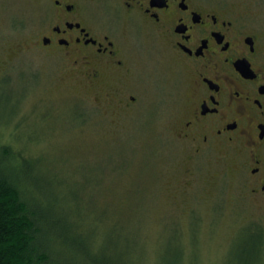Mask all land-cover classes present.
Instances as JSON below:
<instances>
[{
    "label": "rangeland",
    "instance_id": "obj_1",
    "mask_svg": "<svg viewBox=\"0 0 264 264\" xmlns=\"http://www.w3.org/2000/svg\"><path fill=\"white\" fill-rule=\"evenodd\" d=\"M211 3L264 25L258 0ZM38 7L0 0V146L77 184L92 201L86 222L99 217L98 239L115 229L130 264H264V206L246 200L234 160L219 151L192 162L179 141L187 74L148 50L127 83L138 103H119L109 80L83 82L63 53L41 49Z\"/></svg>",
    "mask_w": 264,
    "mask_h": 264
},
{
    "label": "flooded vegetation",
    "instance_id": "obj_2",
    "mask_svg": "<svg viewBox=\"0 0 264 264\" xmlns=\"http://www.w3.org/2000/svg\"><path fill=\"white\" fill-rule=\"evenodd\" d=\"M38 4L33 35L41 49L63 53L78 66L83 82L109 80L119 103H138L127 83L146 64L148 50L187 74L176 126L190 161L222 151L234 160L246 200L264 206V25L250 21L260 17L213 6L211 0Z\"/></svg>",
    "mask_w": 264,
    "mask_h": 264
},
{
    "label": "trees",
    "instance_id": "obj_3",
    "mask_svg": "<svg viewBox=\"0 0 264 264\" xmlns=\"http://www.w3.org/2000/svg\"><path fill=\"white\" fill-rule=\"evenodd\" d=\"M39 165L0 146V264H130L115 229L98 239L99 217L86 222L92 201L77 184ZM257 238L264 242L262 231Z\"/></svg>",
    "mask_w": 264,
    "mask_h": 264
}]
</instances>
